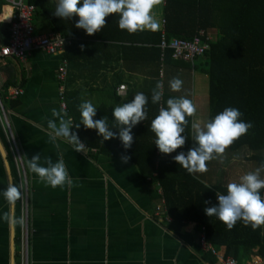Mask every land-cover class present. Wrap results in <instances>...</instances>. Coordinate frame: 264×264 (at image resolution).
Here are the masks:
<instances>
[{
	"label": "crops",
	"instance_id": "1",
	"mask_svg": "<svg viewBox=\"0 0 264 264\" xmlns=\"http://www.w3.org/2000/svg\"><path fill=\"white\" fill-rule=\"evenodd\" d=\"M56 3L57 0H49L43 6H36L37 33L56 31L46 16V10ZM166 3L167 0H160L152 10L160 25L155 31L163 33ZM5 4L3 0L0 16L4 15ZM1 22L6 21L1 18ZM203 31L209 36V42L222 36L216 26ZM102 44L91 48L75 46L69 58L66 53L63 55L70 62L64 83L67 109L62 107V84L57 78L61 55L35 49L26 60L0 56V96L19 150L18 155L0 108L3 149H0V189L15 185L21 193L11 204L0 196V264H21V198L25 177L30 197L31 264H220L217 256L201 243L206 227L192 220H177L171 214L163 186L154 179L157 172L152 177L145 176L137 162L123 163L121 154L108 153L124 149L118 138L104 141L96 130L85 129L80 122V105L85 101L97 107L94 119L106 118L111 126L115 123L112 111L116 106L139 92L145 93L147 119L133 129V143L129 148L140 154L142 148L155 140L150 125L160 108L167 106L164 96L167 99L186 96L197 108L196 113L186 117L188 125L184 134H188L189 128L192 133V123H203L211 114L210 76L204 70V57L194 63L183 61L179 66L171 65L172 77L168 78L163 59L158 61L157 54L148 50L152 44L139 47L117 41ZM175 74L183 84L186 82L183 78L190 76L186 92L185 86L180 91L170 89L169 81ZM158 82L163 84L162 99L153 104L152 90ZM122 85L125 88H120ZM14 88H22L23 94L10 99L9 91ZM54 112L66 114V119L73 118L75 124H80L72 130L78 132L85 144L84 151H75L66 140L52 139L47 125L49 120L59 122ZM188 144L167 157L172 159L178 152L186 151V147H191ZM243 148L245 151L241 153ZM38 153L44 166H47L45 158L53 162L62 159L73 183L52 188L40 181L28 167L29 159ZM159 153L158 150V156H162ZM254 154L246 146L237 150L228 146L221 156L206 162V172L194 173V176L208 186L227 188L229 183L238 182L241 175L260 168ZM159 164L158 160L156 167ZM160 205L164 206L163 220L157 214ZM250 252L253 256L261 255L259 247Z\"/></svg>",
	"mask_w": 264,
	"mask_h": 264
},
{
	"label": "trees",
	"instance_id": "2",
	"mask_svg": "<svg viewBox=\"0 0 264 264\" xmlns=\"http://www.w3.org/2000/svg\"><path fill=\"white\" fill-rule=\"evenodd\" d=\"M36 6H43L49 0H28ZM3 0H0V11ZM56 5L46 10V16L53 28L73 38L66 48V57L75 46L93 47L104 42H125L134 47L152 44L149 52L156 53V59L166 63L183 62L173 58V50H163L161 31H136L129 33L118 26L119 16L109 14L101 31L87 35L76 27L78 17L62 19L54 15ZM165 34L173 37L193 39L200 30L218 27L222 36L210 42L204 57V70L210 76V118L226 107L240 110V119L251 122L247 133L233 141L232 150L246 146L254 151L253 158L264 162V0H167L165 6ZM10 24L0 23V49L10 39ZM138 45V46H137ZM9 80V79H8ZM8 87L10 82L6 84ZM165 105L167 96H164ZM191 131L188 130L192 146ZM156 139V137H155ZM155 141V140H154ZM190 146L186 147V150ZM154 142L142 148L140 154L129 149H119L114 155H128L130 161L137 162L145 176H153L160 181L168 201L171 214L177 220H192L206 227L207 242L224 255L239 260L253 256L252 249L259 247L264 255V225L253 230L238 220L232 229L215 216L208 217L204 209L217 203V194H226V187L208 186L194 174H189L167 154H157ZM132 153V154H131ZM160 161L156 167L157 161ZM264 189L261 190L263 194Z\"/></svg>",
	"mask_w": 264,
	"mask_h": 264
},
{
	"label": "clouds",
	"instance_id": "3",
	"mask_svg": "<svg viewBox=\"0 0 264 264\" xmlns=\"http://www.w3.org/2000/svg\"><path fill=\"white\" fill-rule=\"evenodd\" d=\"M159 3L160 0H57L54 15L69 20L78 17L76 27L83 29L87 35L101 31L109 14H117L119 28L129 33L138 30L155 31L160 25L152 10ZM182 83L180 78L174 77L169 81V87L172 91H180ZM162 89L163 84L158 82L156 88L152 90L153 104L161 101ZM147 104L148 97L145 93L135 94L131 100L113 109L112 117L115 123L110 126L106 118L94 119L97 107L92 102L85 101L80 105V122L85 129L96 130L97 135L102 136L104 141L118 138L123 148L127 150L133 143V129L147 119ZM166 105L161 107L158 115L152 119L150 128L155 134L154 143L158 150L163 154H171L183 148L189 140V136L184 134L188 125L186 117L196 113L197 108L186 96L170 97ZM54 116L59 118V122L49 120L47 125L51 130L52 139L66 140L74 146L75 151H84L85 144L79 139L78 133L72 130L73 121L70 118L66 119V114L54 112ZM241 116L238 108L226 107L203 123L193 122L192 146L186 151L178 152L172 159L189 174L206 172V162L221 156L234 140L246 134L252 127L251 122H245L240 119ZM75 127L78 129L80 124H75ZM41 159L38 153L28 161V167L40 181L52 188L73 183L62 159L53 162L51 158H45L44 163L47 166L42 164ZM129 159L128 155L121 156L123 163H127ZM261 169H264V162L255 171L241 175L238 182L229 183L227 193L217 194V203L205 207V214L208 217L215 216L229 230L238 220L253 230L264 225V196L261 194L264 179L260 177ZM20 195L15 185L0 189V196L10 204Z\"/></svg>",
	"mask_w": 264,
	"mask_h": 264
},
{
	"label": "built area",
	"instance_id": "4",
	"mask_svg": "<svg viewBox=\"0 0 264 264\" xmlns=\"http://www.w3.org/2000/svg\"><path fill=\"white\" fill-rule=\"evenodd\" d=\"M5 2L6 4L4 5V8L6 9L4 11L5 17L3 18V20L10 24L11 34L9 42L1 46L0 56L19 60H26L31 54V52L35 49L43 50L44 52L50 55H61L63 58L58 68L57 78L62 84L60 86V97L62 99V107L64 109H67V103L65 101L66 88L64 83L66 82L69 75L70 62L63 55L65 54L67 46L72 44L73 38L57 31L49 32L46 34L37 33L36 26L34 23L36 5L30 3L28 0H5ZM209 40V36L203 30L200 31L193 39L173 37L169 40L166 34L164 33L161 42V47L163 48V50H165L166 48H171L173 50L174 59L194 63L196 60L204 56L206 51L210 48ZM120 88H125V85H122ZM22 94V88H14L9 91L8 98L15 99ZM0 108L3 111L6 122H8V117L6 114L7 112L1 96ZM70 119L75 125L73 118ZM7 124L9 126V122ZM9 136L14 148L16 149V153H18L19 155L18 146L16 144V140L14 138V134L10 126ZM22 185L23 186L21 201L23 206V212L19 257L21 264H31V229L29 216L30 197L28 181L26 177ZM262 196H264V192ZM163 207L164 206L161 205L158 206L157 214L161 216V219L163 214ZM165 219H168V217H165ZM201 243L203 247H205L207 250L212 251L217 256L220 264H264V255H256L249 259L239 260L233 256H226L222 254L218 249L208 244L205 229L203 230Z\"/></svg>",
	"mask_w": 264,
	"mask_h": 264
},
{
	"label": "rangeland",
	"instance_id": "5",
	"mask_svg": "<svg viewBox=\"0 0 264 264\" xmlns=\"http://www.w3.org/2000/svg\"><path fill=\"white\" fill-rule=\"evenodd\" d=\"M179 62H173L172 64H170V63H166L165 65V67H164V71L165 72H167L168 71V73H167V76H168V78L170 77H172V75L169 73V67L172 65H174V66H179L180 64H178ZM175 77H177V75L175 74ZM183 81H186V82H184V84L182 83V87L184 88V86H185V89H184V91L186 92V89L188 88L187 86H188V84L190 85V76H185L184 78H183ZM245 151V148H243V149H241L240 150V152L241 153H243ZM258 168V167H257ZM263 174H264V171H263V169H261V171H260V177L262 178V176H263Z\"/></svg>",
	"mask_w": 264,
	"mask_h": 264
},
{
	"label": "water",
	"instance_id": "6",
	"mask_svg": "<svg viewBox=\"0 0 264 264\" xmlns=\"http://www.w3.org/2000/svg\"><path fill=\"white\" fill-rule=\"evenodd\" d=\"M0 149L3 150V149H2V145H1V143H0ZM14 250H15V247H14Z\"/></svg>",
	"mask_w": 264,
	"mask_h": 264
},
{
	"label": "bare ground",
	"instance_id": "7",
	"mask_svg": "<svg viewBox=\"0 0 264 264\" xmlns=\"http://www.w3.org/2000/svg\"><path fill=\"white\" fill-rule=\"evenodd\" d=\"M4 17H5V15H1V16H0V19H1V18H4Z\"/></svg>",
	"mask_w": 264,
	"mask_h": 264
}]
</instances>
